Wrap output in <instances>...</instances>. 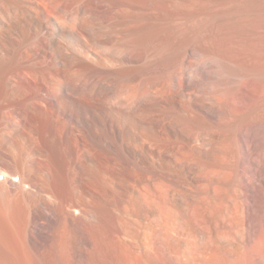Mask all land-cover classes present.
<instances>
[{
    "label": "bare ground",
    "instance_id": "6f19581e",
    "mask_svg": "<svg viewBox=\"0 0 264 264\" xmlns=\"http://www.w3.org/2000/svg\"><path fill=\"white\" fill-rule=\"evenodd\" d=\"M11 1L35 158L8 170L0 90V227L33 207L36 264H264V0Z\"/></svg>",
    "mask_w": 264,
    "mask_h": 264
},
{
    "label": "rangeland",
    "instance_id": "374dc122",
    "mask_svg": "<svg viewBox=\"0 0 264 264\" xmlns=\"http://www.w3.org/2000/svg\"><path fill=\"white\" fill-rule=\"evenodd\" d=\"M10 1L11 0H0L1 14L8 16V10H13L14 3ZM1 39L5 43L6 51H8V45L10 46V44H8L10 43L8 41V34L4 32ZM3 51L5 52V49L0 43V53ZM9 66H10V61L1 58V54H0V90L7 93V100H8V126H7L8 136H6V141L8 142V159L6 162L7 164L6 166L8 170L19 165L18 159L24 158L28 161H32L35 158V155L32 152L33 146L31 140L25 134H23L21 130H19L17 127L16 122L19 120V118L13 108L14 102L11 99L12 97L9 95V92H11V87L8 84V78L13 77L15 73L11 71V69H9ZM18 94H19V98H23L25 96L24 91ZM39 113L40 114L37 113V116L41 129L40 132L41 134H40V138L38 139L40 140V142H43L44 141L43 137H45L49 125L52 119H54V114L50 110L42 111ZM2 129L3 128L0 127V132H3ZM36 207L39 209L40 208L39 204L36 205ZM31 209L33 210V207L30 208L27 204L21 203L18 206V209L15 210L17 211V213H15V216L12 219L10 218L8 219V225L5 226L7 228L0 227V229L3 228L2 229L3 232L1 233V235L4 236L3 238L7 245V246L5 245L6 252L0 249V255H1L0 264H36L35 254L28 247L29 244L27 239L28 238L27 233L30 229L29 214L31 212ZM40 209L46 211L45 208L43 207ZM4 257H6V260L8 261H6Z\"/></svg>",
    "mask_w": 264,
    "mask_h": 264
}]
</instances>
